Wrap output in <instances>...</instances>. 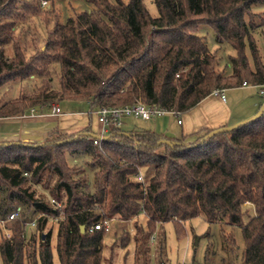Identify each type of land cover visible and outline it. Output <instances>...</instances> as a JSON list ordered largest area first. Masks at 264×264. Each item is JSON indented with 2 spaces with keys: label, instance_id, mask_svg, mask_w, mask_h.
<instances>
[{
  "label": "trees",
  "instance_id": "trees-1",
  "mask_svg": "<svg viewBox=\"0 0 264 264\" xmlns=\"http://www.w3.org/2000/svg\"><path fill=\"white\" fill-rule=\"evenodd\" d=\"M85 1L95 9L65 23L57 19L45 45L27 56L14 30L39 14L40 2L0 0V90L43 79L53 65L60 70L59 89L43 79L32 93L0 99V118L88 100L93 109L142 102L184 114L214 90L245 82L264 87V62L254 35L264 19L258 25L253 12L264 0H153L157 17L144 0ZM204 25L218 43L236 52L230 75L219 70L217 53L199 35ZM257 114L233 130L201 129L176 140L111 127L109 138L97 145L88 126L72 138L56 129L41 144L0 142V190L5 191L0 215L27 207L24 217L5 224L10 238L0 240L3 264H54L52 229L45 232L52 218L59 219L60 264H103L106 232L89 228L101 219L128 221L140 214L147 221L146 227H136L134 264H151L149 241L159 225L173 222L182 230L183 223L199 216L241 228L243 264H264V110ZM68 150L91 157L92 184L83 167L69 164ZM247 203L255 215L244 222ZM26 215L38 216V238L26 237ZM130 240L127 234L124 248ZM158 242L162 254L163 235Z\"/></svg>",
  "mask_w": 264,
  "mask_h": 264
},
{
  "label": "rangeland",
  "instance_id": "rangeland-1",
  "mask_svg": "<svg viewBox=\"0 0 264 264\" xmlns=\"http://www.w3.org/2000/svg\"><path fill=\"white\" fill-rule=\"evenodd\" d=\"M41 5V11L39 14L31 15L21 20L14 32L16 37H20L23 44L27 49V56L33 55L37 50L42 48L48 38V31L54 26L55 21L58 19L60 22L65 23L69 17L75 16L77 13L83 11L93 10V6L86 3L85 0H38ZM47 2L46 5L43 2ZM115 3V0H110ZM128 2V0H123ZM149 13L157 17L158 10L153 0H144ZM253 12L259 16L256 18V23L261 25V20L264 19V5H257L253 7ZM199 35L202 36L212 52L217 53L219 70L226 75L232 73L231 57L235 56L236 52L233 48L225 43H218L216 40L215 32L208 26L204 25L199 30ZM255 38L261 50L262 59L264 62V26H259L254 32ZM58 64L53 65L49 75L43 78L44 80H51L50 87L53 89H59L60 86V72ZM42 78L32 77L22 82L6 86L0 90V99L8 100L12 97L20 96L22 93H32L42 85ZM240 88L234 89L237 91H230L236 95L244 92L239 90ZM259 89V88H258ZM258 89H250L253 93L258 92ZM232 93H229V97L232 98ZM240 96V95H239ZM258 98L264 106V98L258 93ZM89 101V100H88ZM87 102V101H85ZM85 102L80 101H64L59 104L64 113L72 112L84 114L85 122L88 126H92L95 133L98 132L97 118L87 113L88 105ZM232 103V102H231ZM48 112V110H47ZM75 114V113H74ZM257 114V113H256ZM254 116V115H253ZM173 118V128L180 130L181 126L177 123V118ZM91 118V120H90ZM127 122H131L135 127H141L142 124H150V122H142L140 119H127ZM65 134L66 138H72L71 133L61 131ZM60 133V134H61ZM51 135V134H50ZM49 138L37 142H27L31 144H41L46 142ZM78 153V152H77ZM76 152L66 151V157L71 166L83 167L85 169L88 180L93 183L94 171L88 167L91 157L86 155H80ZM92 188V186H91ZM5 197V191L0 190V207L1 202ZM20 206V205H19ZM23 213H27V207L21 206ZM246 215L244 222L248 221L253 215H255V209L252 204L247 203L244 206ZM9 210V209H8ZM24 217V216H23ZM22 217V218H23ZM0 218L4 216L0 215ZM25 219L27 222L32 223L36 221V226H27L26 237L36 234L38 238L39 231H37L38 216L26 215ZM59 219H50L47 223L45 232L48 229H52V250L54 257V264H60L58 255L55 249L56 235L58 229ZM146 218L143 214L138 215L128 221L114 220L112 221L111 231L106 233L104 240V251L103 257L105 262L103 264H134V252L135 242L134 237L136 234V227H146ZM0 240L2 237H7L5 230L0 223ZM129 234L131 240L127 247H123L126 235ZM159 235H163L165 248L163 253L159 250L160 243ZM38 242V239H36ZM37 244V243H36ZM149 244L151 251L149 253V261L151 264H243V249L244 240L242 236L241 228L231 227L226 225V220L221 224H210L203 216L189 220L183 223L182 230H178L177 226L173 222H168L159 225L157 232L151 237ZM0 264H3L1 253H0Z\"/></svg>",
  "mask_w": 264,
  "mask_h": 264
},
{
  "label": "crops",
  "instance_id": "crops-1",
  "mask_svg": "<svg viewBox=\"0 0 264 264\" xmlns=\"http://www.w3.org/2000/svg\"><path fill=\"white\" fill-rule=\"evenodd\" d=\"M253 87L256 89L259 88L257 94L250 91ZM237 88H240L239 90H243L244 92L238 93L237 95L236 93L230 92ZM237 88L223 90L225 100L220 96L211 94L202 100L194 109L184 114L174 115L169 113L151 120L140 119L142 122H152L150 124H142L141 127L138 128L135 127V125L133 126L131 122L126 121L131 117L125 118L121 128L129 134L152 131L160 136L176 140L190 136L201 129H217L224 126L239 124L253 118L262 108V103L257 95L259 93L262 96L260 91L264 90V87L243 85ZM229 93H232L233 101H230L231 96L229 97ZM17 97H12L5 101ZM59 104H61V102H59ZM59 104L54 103L53 105L61 109V105ZM52 106L44 109H35L38 114V116L35 117L16 116L0 118V142H37L46 139L49 134L56 129L67 133H75L88 127L85 122L86 117H84V114L72 112L69 114L73 115H67L68 113H64L61 109V115L53 116L51 114ZM28 113L29 110L25 114ZM170 116L177 118V123L181 126L180 130L173 128L172 124L174 120ZM179 120L181 123H179ZM97 128L99 132V123L97 124ZM91 129L93 130L92 126Z\"/></svg>",
  "mask_w": 264,
  "mask_h": 264
},
{
  "label": "built area",
  "instance_id": "built-area-1",
  "mask_svg": "<svg viewBox=\"0 0 264 264\" xmlns=\"http://www.w3.org/2000/svg\"><path fill=\"white\" fill-rule=\"evenodd\" d=\"M44 5L47 4V2H43ZM244 86L249 85L246 82L243 84ZM260 93L264 97V90H261ZM212 95L220 96L223 100H225V95L223 93V90H214ZM88 105V114L90 116H96L98 123L100 124V131L97 135L105 136L109 129L111 127H122L123 120L128 117H132L135 119H141V120H151L155 117L164 115V114H174L178 115L177 112H168L164 109H161L157 106H148L142 102H137L130 105H124L119 107H111V108H99V109H93V101L89 100L85 102ZM51 114L53 116H59L61 115V109L53 105L51 108ZM41 115V114H39ZM38 116L35 108H32L29 110L28 114H23L22 117H35ZM179 123L181 121L179 120ZM101 139L95 138L94 143L97 145L101 144ZM140 179H142V176H140ZM54 202V201H53ZM55 203V202H54ZM57 207H60L59 203H56ZM23 213V208L21 206H18L17 208H14L13 210L9 211L8 214L4 218H0V223L2 224L3 229L6 233V238H10V232L5 228V224L7 221L14 220L18 217H21ZM112 221L114 219H101L97 223H95L92 227L89 228V232H93L94 230H105V232H110L112 228ZM36 226V221L32 223H28L27 226Z\"/></svg>",
  "mask_w": 264,
  "mask_h": 264
},
{
  "label": "water",
  "instance_id": "water-1",
  "mask_svg": "<svg viewBox=\"0 0 264 264\" xmlns=\"http://www.w3.org/2000/svg\"><path fill=\"white\" fill-rule=\"evenodd\" d=\"M264 110V106L261 108V111H263ZM261 113V112H260ZM258 115V114H257ZM257 115H255L253 118H251V119H249V120H247V121H244V122H241V123H239V124H236V125H233V126H228V127H226V130H233V129H236V128H238L239 126H241V125H244V124H247L248 122H250V121H253L256 117H257ZM214 133H216V132H214ZM91 137H93V138H98V139H101V140H105V139H108L109 138V136H100V135H95V134H92L91 135ZM167 143H169L168 141H167ZM84 231H85V227L83 226L82 227V232L84 233Z\"/></svg>",
  "mask_w": 264,
  "mask_h": 264
}]
</instances>
